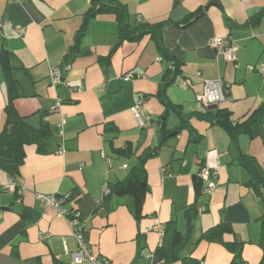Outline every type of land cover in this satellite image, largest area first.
Segmentation results:
<instances>
[{
  "label": "crops",
  "instance_id": "1",
  "mask_svg": "<svg viewBox=\"0 0 264 264\" xmlns=\"http://www.w3.org/2000/svg\"><path fill=\"white\" fill-rule=\"evenodd\" d=\"M90 1L0 0V132L11 81L18 115L51 130L46 153L24 147L16 191L0 169V264H70L76 242L68 223L37 198L65 195L77 202L61 209L78 211L91 253L110 264L187 257L231 264L222 245L201 238L221 224L232 230L223 241L242 245V262L259 264L264 208L239 160L252 157L264 174V123L255 136L243 127L264 105V0H118L132 24L162 25L163 45L181 70L164 90L168 109L156 96L172 62L148 35L116 47L110 13L89 19L79 36ZM213 39L231 41L233 62L210 46ZM66 64L63 84L51 86L50 69ZM217 80L229 86L227 99L203 108L195 97L204 81ZM140 99L150 118L144 127L132 113ZM216 110L226 122L215 121ZM204 165L216 170L211 194L198 176ZM134 173L127 192L101 202L103 188ZM191 207L196 218H188Z\"/></svg>",
  "mask_w": 264,
  "mask_h": 264
},
{
  "label": "trees",
  "instance_id": "2",
  "mask_svg": "<svg viewBox=\"0 0 264 264\" xmlns=\"http://www.w3.org/2000/svg\"><path fill=\"white\" fill-rule=\"evenodd\" d=\"M110 13L115 17V21L118 27V42L116 47L120 46L123 42L136 43L139 42L144 36H150L155 41L157 50L160 56L166 60L171 61V72H166L163 76V84L157 94L158 100L166 109L172 108L165 97V88L175 81L176 77L180 74V66L173 60V57L166 50L162 41V25H147L141 24L139 21L132 24L129 21V13L122 3L118 0H91L90 7L83 17V24L80 29L79 36L84 31L89 19L94 18L98 14ZM198 17V13L190 14L184 21L182 27L188 26ZM10 98L5 106L6 120L3 129L0 132V169L5 171L8 177L12 180H16L19 173V168L23 165L25 159L24 147L27 145H35L37 152L46 153L48 151L49 141L51 139V130L47 124L41 125L40 128H34L30 126L26 120L20 117L14 107V100L17 98V94H13L14 82H10ZM216 116L220 117L223 111L216 110ZM212 111H206L205 114H213ZM224 114V113H223ZM252 114L243 127L251 136H255L257 129L264 123V105L259 111ZM182 117V116H181ZM217 119L218 123L226 122L224 116ZM184 120V117L182 118ZM147 158V157H146ZM144 158L142 162L146 159ZM241 165L247 170L250 175L249 184L252 186L257 197L260 195L261 189H264V174L258 163L247 155L240 157ZM142 162L137 171L142 172ZM135 174L127 178L121 183H117L108 188V192L103 194L101 199L102 203H106L107 200L113 194H123L127 192L128 187L135 180ZM143 179V178H142ZM76 203V199L70 195V200ZM264 208V198L260 201ZM75 209V208H73ZM189 214L188 218H196L197 211L194 207L186 210ZM232 230L228 225H218L214 228L204 232L201 238L209 243H217L222 245L233 256L231 264H244L241 258L240 243H225L223 236L231 234ZM262 242H264V230L262 233ZM183 264H201L199 261L187 257L183 259ZM259 264H264V255Z\"/></svg>",
  "mask_w": 264,
  "mask_h": 264
},
{
  "label": "built area",
  "instance_id": "3",
  "mask_svg": "<svg viewBox=\"0 0 264 264\" xmlns=\"http://www.w3.org/2000/svg\"><path fill=\"white\" fill-rule=\"evenodd\" d=\"M139 21V20H138ZM210 46L215 49L218 55L222 56L223 60L227 63L234 61L235 57V48L232 46V43L228 39H213L210 43ZM70 68L69 64L52 68L49 72V80L51 86H57L63 84L62 82V72L68 71ZM260 73L264 74V70H261ZM199 75V74H197ZM132 76L126 75L124 80L131 79ZM184 87H187L186 83H183ZM229 92V86L222 80L217 81H204L202 84L201 92L196 95L195 102L201 105L203 108H209L211 106H218L227 99ZM144 101L140 99L137 101L135 107L132 109V113L137 119V122L140 127H144L150 118L145 114L144 111ZM216 170L204 165L199 171V178L205 184V192L211 194L216 187V183L213 182L212 178L216 175ZM17 184L14 180L9 179L7 190L16 191ZM108 189L103 188V193H107ZM40 203L45 208H54L59 213V216L64 218L71 230L72 236L76 242V248L71 253L70 264H110L109 261L105 258H99L94 256L90 249L89 245L85 240V224L76 209H71L69 211H64L61 209V205L64 202L70 200V195H65L64 197L57 199L55 197L47 196H38L37 197ZM264 198V189H261L258 199ZM202 211H200L201 213ZM199 213V212H198ZM65 251L67 249L65 248Z\"/></svg>",
  "mask_w": 264,
  "mask_h": 264
},
{
  "label": "water",
  "instance_id": "4",
  "mask_svg": "<svg viewBox=\"0 0 264 264\" xmlns=\"http://www.w3.org/2000/svg\"><path fill=\"white\" fill-rule=\"evenodd\" d=\"M216 107L215 106H211L209 107V110H214Z\"/></svg>",
  "mask_w": 264,
  "mask_h": 264
}]
</instances>
